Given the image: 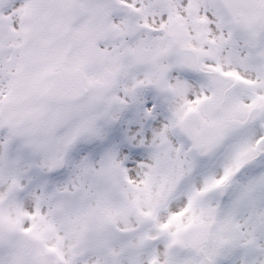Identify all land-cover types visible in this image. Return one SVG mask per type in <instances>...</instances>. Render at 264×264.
I'll list each match as a JSON object with an SVG mask.
<instances>
[{
	"label": "snow or ice",
	"instance_id": "6c2138e0",
	"mask_svg": "<svg viewBox=\"0 0 264 264\" xmlns=\"http://www.w3.org/2000/svg\"><path fill=\"white\" fill-rule=\"evenodd\" d=\"M0 264H264V0H0Z\"/></svg>",
	"mask_w": 264,
	"mask_h": 264
}]
</instances>
